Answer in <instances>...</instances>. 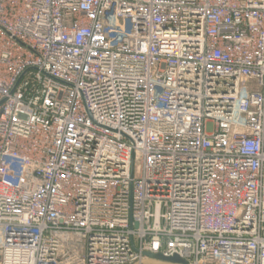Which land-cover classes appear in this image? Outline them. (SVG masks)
Returning <instances> with one entry per match:
<instances>
[{"label":"built area","instance_id":"2783aa9c","mask_svg":"<svg viewBox=\"0 0 264 264\" xmlns=\"http://www.w3.org/2000/svg\"><path fill=\"white\" fill-rule=\"evenodd\" d=\"M147 253L264 264V0H0V264Z\"/></svg>","mask_w":264,"mask_h":264},{"label":"rangeland","instance_id":"374dc122","mask_svg":"<svg viewBox=\"0 0 264 264\" xmlns=\"http://www.w3.org/2000/svg\"><path fill=\"white\" fill-rule=\"evenodd\" d=\"M85 250V243L77 239V237L70 233L69 237L65 241L63 253L68 251H72L73 253H78V256H82ZM62 264H73V257H64L62 260Z\"/></svg>","mask_w":264,"mask_h":264},{"label":"water","instance_id":"95a60500","mask_svg":"<svg viewBox=\"0 0 264 264\" xmlns=\"http://www.w3.org/2000/svg\"><path fill=\"white\" fill-rule=\"evenodd\" d=\"M147 257V259L142 261V264H186V262L177 255L164 257L162 255L153 256L152 254L147 253Z\"/></svg>","mask_w":264,"mask_h":264}]
</instances>
